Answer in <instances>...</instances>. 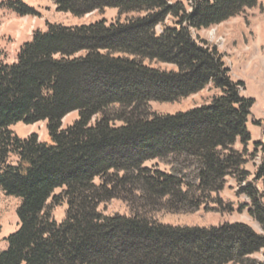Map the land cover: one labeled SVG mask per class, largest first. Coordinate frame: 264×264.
I'll list each match as a JSON object with an SVG mask.
<instances>
[{"label": "trees", "instance_id": "obj_1", "mask_svg": "<svg viewBox=\"0 0 264 264\" xmlns=\"http://www.w3.org/2000/svg\"><path fill=\"white\" fill-rule=\"evenodd\" d=\"M51 1L75 17L107 8L117 15L110 23L48 24L13 62H0V189L18 200L0 264H264L263 195L252 184L243 190L260 232L198 215L221 211L228 177L246 179L253 99L216 47L191 33L259 0H187L189 9L169 0ZM2 5L36 14L21 0ZM208 84L219 90L210 104L150 110L151 101ZM70 113L77 119L63 126ZM37 122L47 139L11 129ZM255 144L264 155V142ZM255 175L264 176V164ZM111 202L122 210L106 211ZM60 203L66 210L57 221Z\"/></svg>", "mask_w": 264, "mask_h": 264}, {"label": "rangeland", "instance_id": "obj_2", "mask_svg": "<svg viewBox=\"0 0 264 264\" xmlns=\"http://www.w3.org/2000/svg\"><path fill=\"white\" fill-rule=\"evenodd\" d=\"M7 0H0V62L11 63L15 60L16 53L21 44L30 41L34 31L46 30L48 24L56 23L65 26L88 24L100 19L107 23L116 19L117 10L107 8L93 11L81 17H75L70 13H62L56 10L51 0H21L34 8L35 15H18L14 10L2 5ZM181 1L189 9L187 0H169V2ZM264 0H259L253 8L245 9L243 13L232 17L220 24L209 28L191 30L194 39L201 38L208 44L215 46L223 55L225 64L230 69L234 80L243 82L241 94L253 99L250 114L247 121V129L251 135V142L247 146L250 161L244 166L245 181H239L238 176H230L223 190L219 193L222 199L221 211L208 212L204 215L207 224L222 222H242L260 232L261 227L249 213L251 199L243 188L248 183L252 184L260 194L264 203V176L256 177V171L264 164V155L260 146L255 143L264 142ZM166 22V21H165ZM172 25V23H169ZM161 31L160 26L156 27ZM162 68L173 69L169 64H161ZM219 95V90L212 84H208L203 90L179 98L172 102H149L150 110L159 114H173L179 111H187L195 107L207 105ZM77 113H70L62 120V125H70L77 119ZM11 129L20 137H26L36 133L40 139H47V131L44 122L34 124L18 123ZM241 149L238 142L235 146ZM154 162H148V167L154 166ZM164 170L163 167L157 166ZM57 191L56 193H58ZM18 200L6 196L0 189V251L6 247L5 238L17 229V217L15 210ZM66 204L60 203L52 209L55 220L61 221L64 217ZM108 212L121 211L118 202H111L105 209ZM196 216V215H195Z\"/></svg>", "mask_w": 264, "mask_h": 264}]
</instances>
